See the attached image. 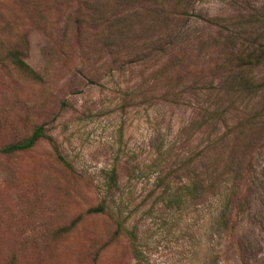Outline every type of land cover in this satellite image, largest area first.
<instances>
[{"label": "rangeland", "instance_id": "obj_1", "mask_svg": "<svg viewBox=\"0 0 264 264\" xmlns=\"http://www.w3.org/2000/svg\"><path fill=\"white\" fill-rule=\"evenodd\" d=\"M164 1L165 27L137 0H100L104 10L82 17L76 32L68 16L78 0H0V41L26 36L24 60L42 78L2 62L0 46V264H264V136L252 169L217 197L204 201L184 186L205 141L202 111L213 104L189 95L184 67L203 63L200 42L216 30L206 18L251 27L252 37L264 31V0H184L175 18L176 0ZM109 25L125 35L99 38ZM191 52L200 60H187ZM233 103L219 107L233 111L240 101ZM37 126L51 142L1 152ZM102 201L136 234L140 263L126 238L111 239L107 215L87 214Z\"/></svg>", "mask_w": 264, "mask_h": 264}, {"label": "trees", "instance_id": "obj_2", "mask_svg": "<svg viewBox=\"0 0 264 264\" xmlns=\"http://www.w3.org/2000/svg\"><path fill=\"white\" fill-rule=\"evenodd\" d=\"M99 1L78 0L77 5H74L69 11L68 17L74 16L77 20L76 32H81L79 21L82 17L104 10L103 4ZM124 2L132 3L136 0H115L117 5L126 4ZM137 2L147 8L151 7L153 19H157V22L159 20L163 24L162 26H166V19L161 16L162 5L166 3L164 0H137ZM183 3L184 0H176L173 4L175 12L171 13L172 18L178 16V10L184 11L188 8V5L184 6ZM106 15H108L107 12ZM205 21L208 28L216 27L213 33H208L205 40L200 42L204 44L206 54L201 57L191 52V56L187 57V60L190 61L195 58L200 60L201 57L203 63L201 62L199 67L188 65L184 68L186 69L185 76L190 77L188 91L192 93L189 95H205L208 100H213V104L207 105L202 111L204 121L199 126L203 131L205 141L198 155H195L187 163L193 173L184 186L191 195L200 190L203 200L208 201L217 197L223 189L229 186L230 178L233 175H244L252 169L253 154L258 141L264 136V31L258 29L253 33L255 36L252 37L249 30L253 23L250 21L244 23L245 26L250 27L248 29L245 27L244 31L237 27L231 29L224 27L218 23L220 21L218 18H206ZM111 28L112 26L109 25L106 29H102L98 33L99 38H112L116 41L119 36L125 35V31L120 28L108 31ZM246 36L252 39H242ZM0 46L2 62L36 80L42 79L24 60L25 50L28 49L26 36H23L17 44L2 40ZM181 63H184L183 59L179 60L178 65L180 66ZM173 71L177 72V69ZM178 71L181 76V70L178 69ZM144 87L142 85V88ZM152 90L153 88H149V93H147L148 89L142 90V95H151ZM121 95H134V92L121 91ZM233 99H239L240 105L233 111H222L219 106L226 100L233 105ZM251 105L254 107H250ZM190 124L192 126L196 124L195 118L191 120ZM43 140L51 142L44 128L37 126L29 136L5 145L1 152L6 155L18 154L32 149ZM52 150L57 161L64 168L71 170V165L61 156L58 149L52 146ZM200 167L201 169H198ZM117 180L118 174L115 169H112L109 181L116 185ZM232 188H230L232 196L229 201L230 207L238 208L240 204H237L239 206L236 207V203L239 201ZM87 214L107 215L115 226L111 239L126 238L133 259L137 263L143 260L142 250L135 238L136 234L128 233L124 222L109 211L105 201H102L97 207L88 209ZM76 222H73L72 226Z\"/></svg>", "mask_w": 264, "mask_h": 264}]
</instances>
